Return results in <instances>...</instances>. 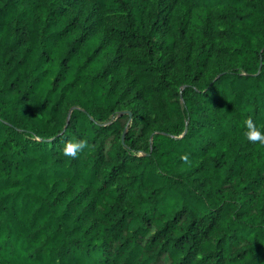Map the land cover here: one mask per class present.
Here are the masks:
<instances>
[{
    "label": "trees",
    "instance_id": "1",
    "mask_svg": "<svg viewBox=\"0 0 264 264\" xmlns=\"http://www.w3.org/2000/svg\"><path fill=\"white\" fill-rule=\"evenodd\" d=\"M249 117L264 0H0V264H264Z\"/></svg>",
    "mask_w": 264,
    "mask_h": 264
},
{
    "label": "clouds",
    "instance_id": "2",
    "mask_svg": "<svg viewBox=\"0 0 264 264\" xmlns=\"http://www.w3.org/2000/svg\"><path fill=\"white\" fill-rule=\"evenodd\" d=\"M246 131L244 135L249 141H259L264 143V130L254 125L252 119L246 118L244 120ZM85 147V141L82 139H68L63 144V152L66 156L75 157L77 153Z\"/></svg>",
    "mask_w": 264,
    "mask_h": 264
},
{
    "label": "rangeland",
    "instance_id": "3",
    "mask_svg": "<svg viewBox=\"0 0 264 264\" xmlns=\"http://www.w3.org/2000/svg\"><path fill=\"white\" fill-rule=\"evenodd\" d=\"M149 2V11L150 12H155L158 8V0H148ZM88 9H91V6H87Z\"/></svg>",
    "mask_w": 264,
    "mask_h": 264
}]
</instances>
